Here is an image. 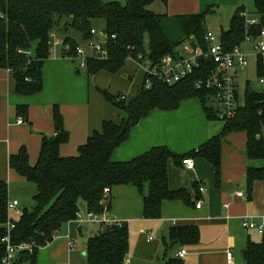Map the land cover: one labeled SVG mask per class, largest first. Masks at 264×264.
I'll return each instance as SVG.
<instances>
[{
    "label": "trees",
    "instance_id": "1",
    "mask_svg": "<svg viewBox=\"0 0 264 264\" xmlns=\"http://www.w3.org/2000/svg\"><path fill=\"white\" fill-rule=\"evenodd\" d=\"M168 0H0V68L7 69L17 95L30 96L43 90V62L51 54L50 34L60 36L70 51L61 50L63 56H72L76 45L90 38L94 22L101 20L109 38V56L106 60L87 59L84 70L96 74L106 70L117 74L128 56L138 52L158 63L165 55L177 56L184 43L206 46L204 35L208 11L177 15L183 32L182 38L170 41L162 28L166 14L152 11L150 5ZM258 22L247 25L245 9L240 6L233 12L229 26L220 30L219 36L226 50L243 46L246 35L257 38L264 30V0H254ZM95 28V27H94ZM31 51L28 55L26 52ZM257 77L264 75V56L257 53ZM214 65L209 59H200V67L175 83L154 81L144 88L141 81L138 93L121 99V93L109 94L100 90L103 97L120 111V119L103 120L99 129L93 130L77 153L59 154V146L69 138L63 127V117L54 104L52 121L55 133L44 136L37 159L29 163L27 149L22 145L8 157V165L20 177L34 184V204L22 209L10 231L14 243L33 242L45 246L53 233H59L69 221L75 220L79 201L86 211L102 214L110 210V189L116 185L131 184L142 195L140 217L157 219L165 200H181L191 204L184 189L168 187V161L182 164L186 157H202L214 169L216 184L220 183L221 153L225 137L242 133L245 137L244 153L247 160H264V90H255L247 82L243 101L236 93L235 114L219 119L215 97L217 90L197 87ZM143 78V77H142ZM141 78V80H142ZM237 90V88H236ZM197 97L208 119L224 122L219 134L212 136L197 149L184 154L173 152L165 145L153 146L127 161L111 158L113 150L124 141L132 126L151 110H172L181 101ZM1 102V94H0ZM16 115L25 118L26 105L15 106ZM23 118V120H24ZM248 195L254 180L264 185V165L248 166L245 172ZM148 193L143 194L144 185ZM201 185H194L197 193ZM107 190V194L105 193ZM8 184L0 180V240L7 233ZM198 201V199H197ZM199 241V228L195 224L171 225L166 246L193 245ZM38 249L31 254L18 253L17 262L33 261ZM129 232L125 221L100 224V228L86 243V264H128ZM5 254L0 242V264ZM163 264H184L180 257H169ZM244 264H264V232L259 242H250L244 250Z\"/></svg>",
    "mask_w": 264,
    "mask_h": 264
},
{
    "label": "crops",
    "instance_id": "2",
    "mask_svg": "<svg viewBox=\"0 0 264 264\" xmlns=\"http://www.w3.org/2000/svg\"><path fill=\"white\" fill-rule=\"evenodd\" d=\"M156 2L150 6L155 4L156 9L159 8V10H154L156 13L166 14L161 25L170 41H176L183 36L177 21V15L180 14L208 11L206 29L217 34L221 29L228 28L230 18L237 7H244L249 17H256L254 0H168L167 5L161 3L160 7H157ZM214 16L218 20L216 24L209 20ZM243 48L248 55L247 63L238 67L235 73L239 96L241 91L244 93L247 82L251 87L256 82L264 84L257 77L256 61L259 51L256 45L252 42L244 43ZM53 51V55L43 62V92L41 94L17 95L13 90L9 70L3 69L7 74L8 89L5 102L0 109V160H3L4 166L8 164L9 155L17 152L22 145L26 144L29 148L26 140H11L12 129H23L25 134L30 130L34 135L33 142L36 146L38 145V152L43 137L54 135L52 121L54 104L59 105L63 127L69 133L68 140L59 146V154L62 156L75 155L78 146L86 141L93 130L99 129L103 120L118 121L120 119V111L114 109L109 103V105L105 103L98 93L90 99L88 77L82 78L75 72L79 71L78 67L75 70V61L69 56L62 54L59 56V52L55 49ZM133 64L135 71L138 72V67L134 62ZM131 76L123 92H118L124 94L127 99L138 93L142 81L133 84ZM261 78L264 79V75ZM73 80L83 86L78 99L75 89L70 87ZM16 105L27 106L23 123H16L19 117L16 115ZM11 122L14 125H11ZM223 125V121L208 119L200 100L197 97H191L181 101L180 105L172 110H151L131 127L128 137L113 150L111 158L116 161H127L157 145H165L178 154L188 153L197 149L212 136L219 134ZM227 136L222 145L218 185L213 166L202 157H191L194 160L193 168H187L183 163L175 164L171 159L168 161L169 189L186 190L190 195L191 204H186L181 200H165L161 204L160 218L147 219L140 217L142 195L136 187L127 184L116 185L110 189V210L105 212V216L109 218L108 223L125 221L128 224L133 220L148 222L157 233L160 232L161 240L157 250L138 254L142 258L139 260L140 263L163 264L167 258L175 257L176 252L181 248L186 249L187 252L182 258L184 264H228L226 261V250L228 249L233 250L234 260L239 263L244 262V250L247 244L261 240L262 235L255 230L242 228L241 217L255 215L264 207L256 202V192L255 197L252 192L248 195L245 179L246 168L263 166L264 160H247L244 149L238 150L231 146ZM242 136L245 140L244 135ZM254 181L257 184L260 183L264 189L260 180ZM195 184L202 185L204 191L197 193L194 188ZM148 190V185L145 184L143 194L146 195ZM238 191L245 192L246 196H238L236 194ZM11 199L8 193V200ZM197 199L201 201L200 207L195 205ZM224 203H229L228 208L223 206ZM18 207L21 209L19 201ZM87 222L94 221H69L59 232L62 237L40 247L33 261L17 262L14 260L13 264H86L87 242H83L80 231L88 230ZM96 223L99 224V228L100 224H103ZM184 223L198 225L199 241L193 245L167 247L169 227ZM97 231L90 233L86 239ZM147 240V242L152 240L151 236L147 237ZM69 242L72 245H69ZM137 251L139 250H135L133 254L128 253V264H132V255L134 256Z\"/></svg>",
    "mask_w": 264,
    "mask_h": 264
},
{
    "label": "built area",
    "instance_id": "3",
    "mask_svg": "<svg viewBox=\"0 0 264 264\" xmlns=\"http://www.w3.org/2000/svg\"><path fill=\"white\" fill-rule=\"evenodd\" d=\"M245 21L247 25H250L258 22V19L256 17H249L245 13ZM90 34V38L76 45L73 50L75 54L70 56L74 61H77L79 69L85 68L87 59L106 60L109 56L108 41L114 35L109 37L105 29H96L94 27L90 29ZM50 39V51H53L56 47H60L64 51L71 50L70 45L65 44L55 33L50 34ZM204 42L206 44L204 49L199 44L184 43L180 47L177 56L165 55L158 63H153L140 52L136 56H128L127 60L133 61L141 69L143 73V86L144 88H150L154 81L175 83L189 77L195 69L200 67V59H209L214 68L205 78L198 80L196 86H204L217 90L215 97L217 116L219 119L224 120L235 114L237 107L235 73L238 67L246 65L248 55L243 46H236L233 49L226 50L219 34L210 30L206 31ZM249 42L254 43L259 53L264 56V30H261L259 36L255 39L250 35H246L244 43ZM26 53L29 55L31 51H27ZM259 81L264 82V79L260 78ZM120 98H125V95L122 94ZM23 121L21 116L16 119V123H23ZM182 163L187 168H193L194 166V160L190 157L184 158ZM203 191L204 187L201 185L199 192ZM105 193L107 194V190H105ZM236 194L240 197H245L243 191H238ZM195 205L196 207H200L201 201L198 200ZM223 206L228 208L229 203H224ZM12 212L14 213L13 215ZM21 212L22 210L18 207L17 199L7 201V221L4 223L7 233L0 240L5 250V254L1 260L2 264H9L14 261L20 252L31 254L35 249L40 248V246L35 245L33 242L14 243L11 240L10 231L15 227L16 217ZM75 220L79 222H109V218L105 216V212L102 214L88 212L85 217L78 212L76 213ZM241 226L245 230H255L262 235L264 232V207L255 215H244L241 217ZM60 237H62L60 233H53L46 245ZM69 245H72V243L69 242ZM186 253V249L181 248L176 252V256L183 258ZM226 261L228 264H244V262H235L233 250L231 249L226 250Z\"/></svg>",
    "mask_w": 264,
    "mask_h": 264
},
{
    "label": "rangeland",
    "instance_id": "4",
    "mask_svg": "<svg viewBox=\"0 0 264 264\" xmlns=\"http://www.w3.org/2000/svg\"><path fill=\"white\" fill-rule=\"evenodd\" d=\"M156 3H157V7L161 6V2L157 1ZM149 9H151L152 11L159 10V8L156 9L155 4L153 6H150ZM209 20L210 22L214 24L218 23L217 17L215 16L209 18ZM94 27L96 29L103 28L104 27L103 21L98 20L94 22ZM55 51H58L59 52L58 55L60 56L61 48L56 47ZM53 52L54 51H51V54L49 56L53 55L52 54ZM74 64H75V70H76V67H78L77 61H75ZM75 72L81 75L82 78L88 77V87H89L90 99L92 98V96H95L97 95L96 93H98L102 97L103 101H105V103L107 104L109 102L105 100L100 90H105L109 94H117L118 92H123L125 85H128L130 82V77H129L130 75H132L131 81L133 84L140 83L141 81V70L138 68V72H136L134 68V64L130 60L125 61L123 68L117 74H113L106 70H102L98 74L97 73L88 74L86 70L84 69H79V71L76 70ZM70 87H73L75 89L76 95H77L76 98L78 99L80 97V93L82 92L83 86H80L79 82H76L75 80H73V82L70 84ZM252 87L255 90H264V84H259L258 82L253 83ZM7 91H8L7 74L5 70L0 68V94H1L0 109L2 108L5 102ZM242 92L243 91L240 92L241 102L243 101ZM112 107L114 108V106ZM113 116H114V119H116L115 113H113ZM114 121H117V120H114ZM11 125H14V124L11 122ZM11 135H12L11 140L15 141V140L22 139V140H26V142L29 143V148H27L25 143H22V144H25L28 155L30 153L29 163L34 164V162L36 161L37 155H38V145L36 146V144L32 140V137L34 136L33 133L30 130H28L26 131V134H25V130L23 129H12ZM242 135L241 133H233V134L228 135L227 137L230 142V145L234 146L238 150L244 149L245 140ZM0 176L3 178V179L0 178V180H4L8 184V193H9L10 198L12 199L16 198L20 203L21 209H24V208L30 209L34 204V201H33V193L35 192L34 184L27 181L25 178L20 177L13 169L9 167L8 164L7 165L5 164L4 166L3 160H0ZM251 192L254 197H255V192H256V202L264 206L263 186H261L260 183L257 184L254 181L252 184ZM243 193L246 196V193L245 192ZM78 212L80 215L84 217L87 214L86 206L83 200L79 201V211ZM87 225H88L87 231H83V230L80 231L83 242L85 243L87 242V239H86L87 236L90 233H94L99 228V224L96 222H87ZM128 232H129V254H133L135 250H139L135 253L134 256L132 255V264H142L139 261L142 258L138 254L144 251L148 252L149 250L151 251L157 250L160 240H161L160 232L157 233L156 229L151 227L148 222H142V221H136V220L128 222ZM149 236H151L152 240H149V242H147L148 241L147 237ZM13 263L14 262H11L9 264H13Z\"/></svg>",
    "mask_w": 264,
    "mask_h": 264
},
{
    "label": "water",
    "instance_id": "5",
    "mask_svg": "<svg viewBox=\"0 0 264 264\" xmlns=\"http://www.w3.org/2000/svg\"><path fill=\"white\" fill-rule=\"evenodd\" d=\"M43 138H45V137H43Z\"/></svg>",
    "mask_w": 264,
    "mask_h": 264
}]
</instances>
